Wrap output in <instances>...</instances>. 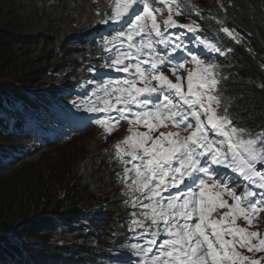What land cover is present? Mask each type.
Here are the masks:
<instances>
[{
    "label": "trees",
    "instance_id": "1",
    "mask_svg": "<svg viewBox=\"0 0 264 264\" xmlns=\"http://www.w3.org/2000/svg\"><path fill=\"white\" fill-rule=\"evenodd\" d=\"M111 4L0 0V264L107 261L125 235L134 197L147 202L127 187L131 179L123 182L125 166L132 165L117 160L113 144L80 143L73 156L65 150L74 136L42 146L58 124L85 123L93 84L104 74L85 78L88 67L113 69L117 49L128 50L118 33L127 31L130 17L102 22L112 14ZM185 5L190 15L183 22L198 25L201 36L221 49L209 62L217 66L216 94L220 100L223 94L229 117L253 136L264 132V0H188ZM39 122L48 125V134ZM42 155L50 156L45 166L34 163ZM119 224L123 235L114 240Z\"/></svg>",
    "mask_w": 264,
    "mask_h": 264
},
{
    "label": "snow or ice",
    "instance_id": "2",
    "mask_svg": "<svg viewBox=\"0 0 264 264\" xmlns=\"http://www.w3.org/2000/svg\"><path fill=\"white\" fill-rule=\"evenodd\" d=\"M155 3L167 8L163 31L157 21L163 7L154 6L149 0H112V14L102 22L130 19L126 21L127 31L118 33V37L127 39L128 50L117 49L111 66L133 78L107 81L100 88L103 97L97 96L88 108L108 114L95 121L107 135L120 126L121 120L130 125L129 134L114 145L115 154L121 163L132 165L125 166L123 182L131 179L127 187L149 201L141 203L140 197H134L132 206L139 204L147 209L142 215L151 221L148 225L151 239L145 246L132 244L131 247L143 256L140 264H260L264 257L256 259L254 254L264 253V232L259 229L264 191L259 193V198L247 187L242 195L238 194L211 170V165L230 168L264 190V171L257 168L258 164L264 166V132L253 136L249 130L235 126L228 115V106L219 111L221 100L216 94L219 81L214 74L217 66L205 63L200 55L165 36L170 28L195 34L199 26L181 24L174 19L182 14L177 0H155ZM138 5H142L139 11ZM221 30L233 35L227 27ZM175 40L180 41L181 36L177 35ZM199 43L207 50L221 52L215 43L204 39H199ZM155 44L171 45V53L183 51L186 55L173 62V57L160 54ZM126 60L129 62L125 63ZM188 64L194 67H186ZM165 65L175 82L163 72ZM181 71L184 76L180 75ZM138 83L143 86H137ZM170 125L177 131L153 135ZM140 127L147 131H139ZM130 172L134 173L131 178ZM186 181H191L186 192L167 198L161 195L169 188L179 189ZM225 193L233 200L232 204L222 198ZM218 209L227 211L215 218L213 213ZM241 218L248 228L237 224ZM133 224L144 227L139 220ZM253 226L256 231L249 230ZM161 236L164 238L158 243ZM240 249L253 256L243 254Z\"/></svg>",
    "mask_w": 264,
    "mask_h": 264
},
{
    "label": "bare ground",
    "instance_id": "3",
    "mask_svg": "<svg viewBox=\"0 0 264 264\" xmlns=\"http://www.w3.org/2000/svg\"><path fill=\"white\" fill-rule=\"evenodd\" d=\"M115 55H117V52L115 53ZM210 55H215V53H211ZM99 81H103V79H99ZM96 101V100H95ZM57 104V103H56ZM77 111H79V110H77ZM57 114V113H56ZM78 114V113H77ZM76 114V115H77ZM76 115H74V116H76ZM73 116V115H72ZM83 116V115H82ZM26 117V116H25ZM85 118H87V117H85ZM39 119V118H38ZM74 119V118H73ZM78 119V118H77ZM76 119V120H77ZM22 122H25L26 120H31V118L29 119V117H28V119H26V118H21L20 119ZM78 121V120H77ZM81 121H82V119H81ZM32 123V122H31ZM83 123V122H82ZM81 122H80V124H82ZM91 123H93V122H91ZM234 124V123H233ZM32 125V124H31ZM67 125H68V123H60L59 124V128H60V131L62 132V133H65V130L63 129V126H66L67 127ZM24 127H26V126H24ZM38 127H39V129H41V132L42 131H45L47 134L49 133L48 132V129H50V128H47L48 127V125L47 124H44V123H42V122H39L38 123ZM32 128L34 129V127H33V125H32ZM54 130V129H53ZM66 131H68V130H66ZM44 134V133H43ZM21 139V138H20ZM217 139H222V137H217ZM48 140H54L53 138H50V139H48ZM30 141V140H29ZM28 141V142H29ZM28 142H24V143H27V144H29ZM55 142V141H54ZM55 144V143H54ZM22 145V144H21ZM30 145V144H29ZM99 148V147H98ZM27 151V150H26ZM106 153V152H105ZM126 158V157H125ZM106 159V158H105ZM17 160V159H16ZM19 160V159H18ZM21 160H23V158L21 159ZM25 160V159H24ZM22 163V162H21ZM18 164H20V163H18ZM18 164H16V165H18ZM112 164V163H111ZM113 164H115V163H113ZM15 165V164H14ZM108 165V164H107ZM120 166V165H119ZM261 166L262 165H260V164H258L257 165V168L258 169H260L261 171H264V166H263V169H261ZM113 167V166H112ZM115 169V168H114ZM212 171L214 172V173H218L219 174V176H220V178H221V180L222 181H226L225 179H224V177H222V172L223 173H225V174H228V173H230L234 178H235V180L237 181V183L238 184H240V185H242V186H244V187H247V188H250L252 191H254V192H256L257 193V198H259V193L261 192V191H264V190H262V189H260V188H256V186L255 185H252V184H250L248 181H245V178L242 176V175H239V174H236L235 172H233L230 168H226L224 171H220L219 169H217V168H214V169H212ZM117 172H120V171H117V169H116V173ZM228 184H229V186L232 188V190L233 191H235V192H237L238 194H239V192H238V190H237V188H235L233 185H231L228 181H226ZM131 194V193H130ZM145 201H147V200H145ZM125 217V216H124ZM259 225L260 226H264V219H261L260 221H259ZM117 228H118V231H119V235H117V236H113L114 237V240H120V235L122 234V232H123V226L122 225H118L117 226ZM125 230V229H124ZM118 231L117 230H115V232H116V234L118 233ZM143 231H144V233L146 232V230H145V228L143 229ZM115 234V235H116ZM123 235V234H122ZM123 237V236H122ZM136 237H138V235L136 236ZM119 243V242H118ZM116 249H118L117 251L115 250V251H113V253H112V251H111V257L107 260V261H104V262H99L98 264H114V263H110V260L112 259V258H114L115 256H117L118 254H119V252H120V250H119V248L117 247V244H116ZM8 259H10V258H8ZM88 262V260H86V261H78V263L79 264H86ZM41 263V262H40Z\"/></svg>",
    "mask_w": 264,
    "mask_h": 264
},
{
    "label": "rangeland",
    "instance_id": "4",
    "mask_svg": "<svg viewBox=\"0 0 264 264\" xmlns=\"http://www.w3.org/2000/svg\"><path fill=\"white\" fill-rule=\"evenodd\" d=\"M180 20V19H179ZM148 67V65H147ZM112 80H117V79H112ZM222 95V100L221 101H224V102H221V108L219 109L220 112L223 111V107L225 106V98L223 96V94L221 93ZM89 97V95L87 96ZM91 101H95L96 99H90ZM114 101V99H113ZM116 133H120V136H122V130L121 131H118V132H114L112 133L111 135H107L105 132H103L102 130L100 129H97V128H91L89 130H87L86 132L82 133V134H79V135H74L75 137V141L72 142L70 144V146L65 150L66 153L68 154V156H73V155H69L71 153H74V151H78L80 150V143H87L89 144L90 148H94L95 146L98 147V146H106V143L110 140V138L115 135ZM153 135H159V132H155L153 133ZM120 136H113V140H120ZM101 144V145H100ZM54 147V146H52ZM61 150V149H60ZM58 151V150H56ZM64 151V152H65ZM62 152V153H64ZM58 153V152H57ZM43 157H37L36 161L34 163H38L39 161H42V165L45 166L46 163L49 161V155H42ZM261 169H263V166H261ZM236 173V172H235ZM236 174H239V173H236ZM240 175V174H239ZM260 226V225H259ZM251 229V228H250ZM243 254L245 255H249L250 256V253H248L246 250H240ZM262 264H264V260L262 262Z\"/></svg>",
    "mask_w": 264,
    "mask_h": 264
}]
</instances>
